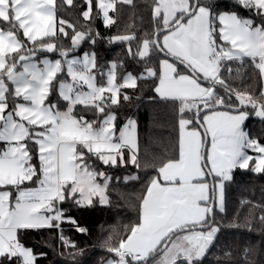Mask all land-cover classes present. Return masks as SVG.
Wrapping results in <instances>:
<instances>
[{"label": "snow or ice", "instance_id": "6c2138e0", "mask_svg": "<svg viewBox=\"0 0 264 264\" xmlns=\"http://www.w3.org/2000/svg\"><path fill=\"white\" fill-rule=\"evenodd\" d=\"M84 2L88 23L77 27L57 22V0H0V264L46 257L24 242L42 229L58 230L77 264L83 250L63 235V225L88 230L65 204L110 206L109 190L121 182L110 170L141 166L136 121L121 126L114 106L131 100L126 89L150 79L159 98L177 106L178 154L152 165L157 175L140 198L137 222L115 243L112 236L104 241L110 258L102 264H203L218 243L216 215L225 211L234 171L264 174V129L254 135L245 123H264V90L240 91L224 75L247 58L264 79V0H231L227 9L220 0H154L151 34L109 38L129 42L127 56L143 65L136 75L123 58L99 61L95 45L103 37L91 27L96 18L115 24L110 12L133 0ZM61 36L70 45L58 43ZM85 43L89 50L81 52ZM154 57H162L158 66ZM138 179L125 176L123 183ZM216 259L264 264V244L225 247Z\"/></svg>", "mask_w": 264, "mask_h": 264}, {"label": "trees", "instance_id": "16d2710c", "mask_svg": "<svg viewBox=\"0 0 264 264\" xmlns=\"http://www.w3.org/2000/svg\"><path fill=\"white\" fill-rule=\"evenodd\" d=\"M153 2L154 0H133L131 5L118 3L117 11L110 12L115 24L109 27H105L100 18L91 21V27L99 31L103 37L95 45L101 63L119 57L123 58L127 71H132L134 75L143 71V65L126 54L129 42L110 43L109 38L117 35H135L138 39H142L146 33L151 34L155 27L152 19ZM220 4L221 8H231V0H220ZM57 5V22L63 19L77 27L88 23L81 15L86 7L84 0H74V7L64 4L63 0H57ZM240 12L241 15H248L242 9ZM68 31L71 32L70 29ZM57 42H63L66 46L71 43L62 36ZM131 46L135 48L136 41H132ZM88 50L87 43L80 49L81 52ZM51 55L55 58L54 54ZM159 58H153L154 66H158ZM224 75L227 82L240 91L258 96L261 90H264L259 71L247 58L243 66L233 63L232 73L225 71ZM153 87L154 81L151 79L138 81L137 88L125 90L131 100H122L119 106H114L120 125L129 117L136 121V140L141 166L137 168L129 163L126 167L110 170L113 176L121 177V182L114 183L109 190L110 206L97 205L95 208L76 210L70 204H65V207L70 209V214L88 230L87 233L81 234L72 230L67 223L63 225V235L70 238L77 249L83 250V255L76 257L77 264H102L103 260L110 258L104 247V241L112 236L115 243L122 236L127 235L128 227L137 222L140 198L145 194L150 179L157 175L156 168L152 165H157L178 154L177 106L171 101L159 99ZM85 115L90 118L91 114L85 113ZM245 123L254 135H260V130L264 129V123L255 117ZM130 175H136L139 179L123 183V177ZM233 176L234 179L226 185L225 211L223 213L217 211L216 215L217 221L222 226L218 234V243L206 256L203 264H217L216 258L225 247L237 251L250 243L258 248L264 244V224L258 219L262 214L259 206L264 205V174L237 169ZM237 223L239 227H234L233 225ZM249 228L252 230L249 231ZM58 236L59 232L56 229L29 231L26 234L24 237L26 246L32 247L36 253H47L46 257L38 259L37 264H73L72 259L67 257L70 249L62 246Z\"/></svg>", "mask_w": 264, "mask_h": 264}, {"label": "rangeland", "instance_id": "374dc122", "mask_svg": "<svg viewBox=\"0 0 264 264\" xmlns=\"http://www.w3.org/2000/svg\"><path fill=\"white\" fill-rule=\"evenodd\" d=\"M263 83H264V79H263ZM134 136H135V138H136V134H135V133H134ZM249 154H250V155H256V153L251 152V151L249 152Z\"/></svg>", "mask_w": 264, "mask_h": 264}, {"label": "crops", "instance_id": "0c3cea01", "mask_svg": "<svg viewBox=\"0 0 264 264\" xmlns=\"http://www.w3.org/2000/svg\"><path fill=\"white\" fill-rule=\"evenodd\" d=\"M262 80H263V79H262ZM155 94H156V93H155ZM156 95H157V94H156ZM157 97L159 98V96H158V95H157ZM159 99H161V98H159ZM125 122H126V121H125ZM122 125H123V124H122ZM122 125H121V126H122ZM135 134H136V130H135Z\"/></svg>", "mask_w": 264, "mask_h": 264}]
</instances>
